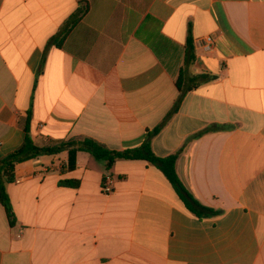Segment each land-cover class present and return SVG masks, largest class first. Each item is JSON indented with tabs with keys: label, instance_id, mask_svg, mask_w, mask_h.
I'll return each instance as SVG.
<instances>
[{
	"label": "crops",
	"instance_id": "crops-1",
	"mask_svg": "<svg viewBox=\"0 0 264 264\" xmlns=\"http://www.w3.org/2000/svg\"><path fill=\"white\" fill-rule=\"evenodd\" d=\"M189 31L188 72L214 79L171 114ZM28 114L42 146L90 138L122 151L162 125L153 153L177 154L183 185L218 214L197 218L143 160L107 169L78 152L69 171L66 152L40 155L6 186L14 224L0 205V264H264V0H0V159Z\"/></svg>",
	"mask_w": 264,
	"mask_h": 264
},
{
	"label": "trees",
	"instance_id": "trees-1",
	"mask_svg": "<svg viewBox=\"0 0 264 264\" xmlns=\"http://www.w3.org/2000/svg\"><path fill=\"white\" fill-rule=\"evenodd\" d=\"M87 11V3L85 1L80 2L76 11L66 20L57 34L53 37L51 44L60 48L70 31L84 17ZM193 61V46L189 31V36L187 37L185 44L184 64L180 68L179 74L175 80V87L179 91V98L177 99L171 114L176 111L183 96L187 92L214 79V76L208 74L189 73L188 67ZM28 123L29 114L24 125L25 136L22 144L17 149L0 159V205L4 208L10 225L14 224V214L11 208L6 186L15 181V165L34 159L40 155H54L61 152L67 153L66 169L69 171L73 170L76 166V155L78 152H86L90 154L97 162L103 163L107 169H110L115 161L120 159L146 161L161 171L185 208L197 218L215 216L218 214L217 211L199 203V201H197L183 185L175 169L177 154H171L166 157H158L153 153L150 140L160 131L162 125L147 131L143 142L137 148L116 151L110 150L90 138H71L66 141H58L45 146L37 145L28 134ZM59 184L74 188L77 187L78 182L75 180H64L60 181Z\"/></svg>",
	"mask_w": 264,
	"mask_h": 264
},
{
	"label": "built area",
	"instance_id": "built-area-1",
	"mask_svg": "<svg viewBox=\"0 0 264 264\" xmlns=\"http://www.w3.org/2000/svg\"><path fill=\"white\" fill-rule=\"evenodd\" d=\"M201 47L205 52H209L214 49V41L211 36H205L201 40ZM101 190L103 193H111V188H110V180L108 177H106L101 185Z\"/></svg>",
	"mask_w": 264,
	"mask_h": 264
}]
</instances>
